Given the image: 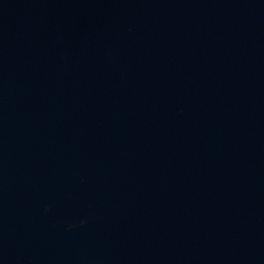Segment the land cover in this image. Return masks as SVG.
<instances>
[{"label": "water", "instance_id": "obj_1", "mask_svg": "<svg viewBox=\"0 0 264 264\" xmlns=\"http://www.w3.org/2000/svg\"><path fill=\"white\" fill-rule=\"evenodd\" d=\"M0 264H264V0H0Z\"/></svg>", "mask_w": 264, "mask_h": 264}]
</instances>
